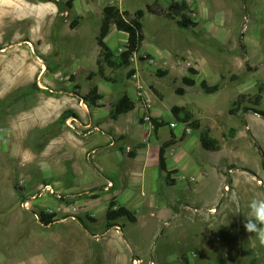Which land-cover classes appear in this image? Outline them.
Returning <instances> with one entry per match:
<instances>
[{"label":"rangeland","instance_id":"374dc122","mask_svg":"<svg viewBox=\"0 0 264 264\" xmlns=\"http://www.w3.org/2000/svg\"><path fill=\"white\" fill-rule=\"evenodd\" d=\"M41 1L45 0H0V92L4 90L5 96L12 98L23 97L30 104L53 99L63 107L59 115L70 105H79V98L71 96L76 84L83 96L98 86L106 95L102 102L106 106H90L89 120L101 130L89 141L90 148H99L92 156L93 162L88 160L86 153L90 169L77 154L65 150L67 144L79 138L63 136L60 123L19 136L14 127L17 120L0 117V264H134L137 256L144 264L152 260L157 264H184L183 255L191 264H264V246L253 251L246 248V257L239 259L221 234L220 241H214L219 250H211L213 245L203 238V222L207 216L195 210L206 212L211 206L220 205L227 210L235 197L239 207L246 197L238 193L245 188L249 187L253 194L264 190L258 187L257 178L254 185L247 186L243 180L237 187L235 175L231 176L235 178L234 190H231L227 175L228 164L239 168V174L242 168H248L249 173L264 175V149L254 145L256 141L252 143L253 136L249 132L252 128L253 132L258 130L264 134V116L259 119L251 113V119H245L249 130L242 119L244 113H230L234 101L244 90L243 83L255 84L253 92L256 93L259 83L264 84V0H188L192 17L199 23L195 31L181 28L165 17L147 14L142 57L128 68L114 69L106 64L105 76L112 82L103 78L97 67L100 54L97 37L101 31L103 7L116 3L122 9L135 12L157 0H89L88 7L71 9L72 17L58 16L53 31L39 27L38 18L47 15ZM52 1L65 4L70 0ZM158 1L168 6L171 0ZM78 13L84 18L73 30L70 24ZM25 39L38 40L32 42L38 54L46 50L42 62L53 68L54 71L49 72L52 80L40 73L35 77L27 71L4 70V65L16 66L31 54L27 44H18ZM127 41L128 36L114 28L106 44L120 55ZM152 59L156 60L155 66L147 63ZM136 66L140 69L139 80L145 86V95L150 97L151 111L159 112L166 121L176 122L171 109L189 107L201 115L203 124L213 127L217 141L225 150L222 153L204 150L199 130L194 131L171 150L170 165L180 166L184 171L178 176V185L165 186L157 195L142 192V184L133 174L137 167L118 153L120 147L126 149L146 134V128L137 118L143 115L147 99L140 96L129 77ZM189 67L200 71L198 85L194 88L185 87L181 82ZM73 76L76 77L74 82L71 81ZM204 80L209 85L219 84L220 91L205 94L200 87ZM66 82L71 94H55ZM43 86L52 91L39 94L41 90L47 91ZM181 86L187 90L185 96L176 93ZM125 92L134 97L136 110L122 117L129 123L119 126L118 122L123 119H112V105ZM10 101L6 99L5 104ZM258 110L264 112V101ZM178 124L179 130L185 128ZM234 127L240 136L238 151H232L226 144L233 142ZM120 128L129 131L128 137L117 141L113 147L107 142L113 140ZM154 132L148 131L147 136H155ZM170 136L166 128L158 138L161 141ZM260 142L264 148V136ZM23 155L28 156L26 161L21 158ZM197 162L206 170L200 173L202 178L193 168ZM191 175H197L195 180L190 181ZM86 178L93 182L89 185ZM110 179L116 181V190L105 192ZM189 183L194 186L191 188ZM60 184L69 186L63 190ZM227 184L230 190H225ZM90 186L93 187L89 189ZM122 196L123 202L119 199ZM23 201L31 202L30 210L21 208ZM113 201L127 207L136 220L119 217L111 221L109 214L118 208H112ZM166 204L179 206L180 215L172 217L174 208L169 216L160 212V207ZM43 212L55 215L54 223L42 222ZM167 220L170 226L165 225ZM110 224L115 226L107 230Z\"/></svg>","mask_w":264,"mask_h":264},{"label":"crops","instance_id":"0c3cea01","mask_svg":"<svg viewBox=\"0 0 264 264\" xmlns=\"http://www.w3.org/2000/svg\"><path fill=\"white\" fill-rule=\"evenodd\" d=\"M41 2L42 3H40V5H42L44 8H46V13H47L46 16H44V17L42 16V17L38 18L39 27L41 30L53 31L54 30L53 29L54 24L57 21L58 16H60V18L63 16H67V17L71 16L72 17L71 9L67 10L65 13H61L59 11L58 4L55 3L54 1L45 0V1H41ZM88 4H89V0H79V1L74 0L72 10L75 11L77 8H79V6H80V8H83L84 6L88 7ZM104 7H103V9H104ZM22 18H24V17H22ZM75 18H80L79 22L81 23V20L84 17L82 15H80V13H78L75 15V17H73V21L75 20ZM80 23H79V25H80ZM79 25H78V27H79ZM113 29H112V31H113ZM119 32L125 33L122 31H119ZM125 34L127 35V33H125ZM42 40H44V39H41V41ZM32 42L37 43L38 40L29 41V40L25 39L22 41V43L20 42L18 44H27V46L31 50V54H35V56L31 55V54L28 55L27 57L21 59L20 62L18 63V65H16V66L11 65V63H8V64L4 65V70L7 72H9V71H16V72L27 71L29 73H33V76H35V77L38 73H40V74H43L46 79L49 78L50 80H52L51 79L52 76H51V74L49 75V72L54 71L53 68H50V67L48 68V64H44L42 62V59H43L42 55L46 54V50H41L42 54H38L35 47L32 45ZM44 45H45V48H48V45L46 43ZM41 47H43V44H41ZM41 49H43V48H41ZM1 60H2V62H4L2 58H1ZM3 64H5V63H3ZM162 73H163V71H162ZM198 81H199V77H197V81H196L197 85H198ZM255 86H256L255 84L253 85L250 82L243 83L244 90L241 92V94H255L256 92H253V91H255L254 90ZM72 87H73V85H72ZM44 88L47 89V91L41 90V91H39V94L43 95V94H47L48 90L52 91V90L43 86V89ZM70 89H71V87L69 88L67 86V82H66L65 84H62L60 86V89L58 91H56L55 94L61 95V96H66V95L71 94V92L69 91ZM98 89H99V93L104 94L100 90L99 87H98ZM74 93L75 92H73L71 94V96H74V97L77 96ZM6 94H7V92H4V90L0 92V117L15 118L17 120V123L15 124L16 126H14V127H16L15 132L18 131L17 134L19 136H26L32 132L45 130V129L49 128L51 126V124L53 125V124L58 122L62 126V129H63L62 135L63 136L70 135V136H74L75 138L78 137L79 139L80 138L83 139V142H82V140H79L76 138L75 141H73L71 143V145L66 143L67 146H66L65 150H70V151H73V153L77 154L78 158L83 162V164L85 166H87L89 164V162L85 158L86 153H88V160L89 161L92 160V162H93V157L95 154H97L99 148H95V147L90 148L89 141L92 140L94 138L95 134L97 132H100L101 130L99 128H97V126L96 127L94 126L93 120H89V117L92 115L90 106L100 107V108L105 107L106 104L102 103L106 97L105 94H104L105 97L102 100L98 101L96 105H91L85 101L88 108L84 109V108H81L77 104H73V105H70V107H68L66 110H64V112H62L59 115H57L58 111L62 110L63 107H62V105H59L55 101H53V99L49 98L47 101H46V99H42V101H40L38 104H30L27 101H24L25 98H23V97H20L18 99V96H15L14 98H12V97L5 96ZM126 94H129V93H126ZM131 97H132V99L134 98L133 96H131ZM9 98L11 101L9 100ZM6 99L8 101H10L9 104H5ZM263 101H262V103H263ZM20 102L23 104H21ZM19 104H21V105L19 106ZM143 108H144L143 115L138 116V118H137V122L139 124H141L140 119L143 117L145 120V116H147V114H149L152 117L162 118V117H160L159 112L151 111V105L149 108H146V106L144 105ZM258 108H260V107H258ZM135 110H136V108H135ZM66 111H71L75 115H69L64 121H61V117H62V115H64V113ZM133 112H131L129 114H122V115L118 116V118L116 120L113 119V117H112L113 115L111 117L114 121H117L120 118L124 117L125 115H126L125 117L130 116ZM238 113H244V116L242 117V119H244V120L245 119H251V117H250L251 113H254L256 116H258L259 119L262 118V116L260 114H257L254 111H250V112L245 113V112H243V109H241V110H239ZM112 114H113V107H112ZM88 115H89V117H88ZM199 115L200 114H197L198 117H199ZM124 118H122L123 121L118 122L119 126H123L126 123H129V122L125 121ZM133 121H135V119ZM167 122L172 123L174 125V130H175L176 134L178 135L177 137L182 136L185 132H188V136H190L195 131V130L189 129L185 125H182L185 127L184 129L179 130L178 129V126H179L178 123H176L174 121H167ZM141 125H143L146 128V134L144 135V138L139 140L138 142H136V144L128 146L126 149L124 147H120L118 153L123 157H127L128 160L133 161V163L137 167L136 171L133 172V174L138 178L137 182H140L142 184V187H143L142 192L145 194L152 193V194L157 195L158 193H160L159 191H161V190L163 191V188L165 186H168L166 175H165V173H162L161 169H160L158 155L160 154L161 145L163 143H165L166 141H168L170 139V137L165 139V140L159 141L158 135L163 130L162 128L158 132H154L153 131L154 128L151 124H149V125L141 124ZM202 125H203L204 129H209L211 131V135L213 136V138H216V136L214 135V133L212 131L213 127H211L210 124H203L202 123ZM245 126L250 127L246 123V120H245ZM167 128H169V127H167ZM164 129H166V128H164ZM250 129H249L250 130L249 132L253 136L252 143L254 144V142L256 141V144H254V145L258 146L261 150L264 149L263 146L261 145V142H260V138H262V136H264V134L261 135L258 132V130L253 132L252 128H250ZM169 130L171 132L170 128H169ZM148 131L154 132L155 136L151 135L148 137L147 136ZM233 131H235L234 137L232 138L233 142H228V143L226 142V144H227V146L230 147L229 149H231L232 151H238L239 145L237 143V140L239 139L240 136H239V132L236 129V127L233 128ZM128 132L129 131H126L125 129L120 128L118 133L116 135H114L113 140L112 141L109 140L107 143H109L111 146L115 147L117 144V141L126 140V138L128 137V134H129ZM102 133L105 134L104 131ZM81 135H83V136H81ZM140 143H144L145 147L137 149V146ZM9 146H11V145L8 144V147ZM174 148H172V149H174ZM131 149H132V151H135V157L134 158H130L129 153H127V150L130 151ZM172 149H170L168 151V153L166 154V158H167V163H168L169 169L170 170L176 169L179 172L175 176L177 179V185H178V183H179L178 182V176L179 175L181 176V174H183L184 171H182L180 166H171L170 165L169 158H170V154L172 153L171 152ZM132 151H130V153ZM224 151H223V147L219 144V149L216 152L222 153ZM94 152H95V154H94ZM16 155L19 156V154H16ZM91 157H92V159H91ZM21 158L24 161H26L28 159V156L23 155ZM193 168L196 172H198L199 176H200V173H202V174L206 173V170H204L205 168L202 165H199L198 162L195 164V166ZM88 169H90L89 165H88ZM262 169L264 171V163H262ZM239 170H240L239 168H237V169L235 168V165L228 164V174L227 175H228L229 184L232 187L231 190H234L233 189L234 188L233 183H234V179H235V178L231 177L232 175L236 176L237 180H235V181H236L237 187L241 184V182L243 180H245V184L247 186H249L250 184L254 185L256 178L258 179V181L263 182V184H261V185H259L257 182L258 187H261V188L264 187V175H263V177H260L259 173H251V172L249 173L248 168H242V171L239 174L238 173ZM222 172L224 173V175L226 174L224 169L222 170ZM191 177L195 178V177H197V175H191L190 178ZM200 177L202 178V175ZM84 180H86L87 183L89 182V185L91 184V182H93L87 178ZM109 183H112L113 187L106 190ZM95 185H96V183L93 186H95ZM59 186H62L63 187L62 189L64 190V188L68 187L69 185L60 184ZM71 186L72 185H70V187ZM116 186H117L116 181L113 179H110L104 190H105V192H110V190H113V189L116 190L115 189ZM189 186L192 188V186H194V184L189 183ZM92 187L90 186L89 189H91ZM168 187H170V186H168ZM72 189L73 188H71L70 190H72ZM249 189H250L249 187L245 188L244 191H242V193H238V195L240 194V195H244L246 197V200H244L245 201L244 204H240L241 206H239V207L236 205V197H235V199L233 198V200H231V204L227 210L223 209L221 205L219 207L211 206L206 212H201V210H198L197 208H195V210L198 211V214L202 213L203 216H207L203 222L205 224L204 231H203V238H205V241L207 244L213 245L211 247V250H214V251L219 250V246H217L216 243L218 241H220L219 240L220 234L222 235V237L226 238L225 241H227V243H229L228 245L230 247H233V249H235L234 253H235V255H237L239 257V259H241V258L244 259V257H246V254H247L246 248H247V250L253 251V250L259 248L260 246H264V245H261L259 243V241L254 236L251 237L252 234L247 233L243 227V223L245 220L244 216L247 214V211H248L247 210V204H248L249 200L253 197L264 199V190H259L258 193L253 194V191L251 189H250V192H248ZM16 190L23 191L24 189L16 187ZM84 190H86V189H84ZM84 190H82V191H84ZM75 192H77V190H75ZM250 194L254 195V196H250ZM119 199L121 201H122V199L125 200L124 196H122V198L119 197ZM160 208H161L160 212H162L166 216H169L171 214V208L175 209V211H174L175 214L172 217H175L178 214L180 215L181 209L179 208V206H177L175 204H171V205L166 204V205L161 206ZM185 208H188V207L185 206ZM214 209L216 210V213L211 212ZM170 223L171 222L169 220H167L165 225L170 226L171 225ZM216 236H217V239L215 238ZM248 247H250V248H248ZM184 256H186V255H183L182 257H184ZM136 258H139V256H137ZM256 259H258V257H256ZM141 260L144 261L143 259H141ZM152 261H154L157 264V262L155 260H152ZM152 261H150V262H152ZM183 262H184V264H191L190 260L189 261L183 260ZM168 264H171V263L169 262Z\"/></svg>","mask_w":264,"mask_h":264},{"label":"trees","instance_id":"16d2710c","mask_svg":"<svg viewBox=\"0 0 264 264\" xmlns=\"http://www.w3.org/2000/svg\"><path fill=\"white\" fill-rule=\"evenodd\" d=\"M247 2V0H244ZM74 4L73 0L67 1V3H58L59 11L61 13L72 9ZM191 5L188 0H171L168 6H165L160 1H156L153 4L145 6L144 9H138L135 12H130L129 10L122 9L117 6L116 3L106 5L103 9V19L101 23V31L97 37V42L100 47V54L97 60L98 73L103 77L105 76V66L106 64L110 68H125L130 66V59L135 54H141L143 48V43L145 42V32H144V20L147 14L162 16L166 19L175 21L178 26L189 31H195L199 23L192 17ZM80 18H75L70 24V28L75 30L79 25ZM116 28L118 31L127 33L128 41L125 43L123 48V53L117 55L114 50H112L107 44L106 39L111 34L112 29ZM161 76H166V73L158 71ZM135 71L131 70L129 77L132 79ZM200 75V71L197 68L189 67L187 70V75L183 77L182 84L188 88H194L197 86V77ZM94 76V75H93ZM76 77L73 76L71 81L74 82ZM91 79V77H90ZM108 82H112V79L106 78ZM201 89L205 94H213L220 91L219 84L209 85L207 80L200 83ZM81 88L79 85L75 86L76 97L83 99L91 105H96L98 101L102 100L105 95L99 93L98 87L92 88L86 95H82L80 92ZM176 93L182 96L187 94L186 89L178 87ZM264 100V84L259 83L258 93L256 94H241L237 100L234 101L233 107L230 110L231 114H236L239 110L243 109V112L247 113L254 111L261 116H264V112L259 111L262 101ZM113 107V119H117L118 116L122 114H129L133 112L136 108V103L129 94H124L118 99V101L112 106ZM172 114L176 123H181V125L187 126L191 130H199L200 132V144L202 148L208 152H215L219 149V142L216 138H213L211 131L209 129H204L200 118L194 111H191L189 107L174 106L172 109ZM69 115H75L71 111H66L61 117V121H64ZM149 115V114H147ZM150 116V115H149ZM140 123L144 125L151 124L155 132H158L161 128L169 127L171 129V136L168 141L163 143L160 147L159 165L162 173H165L167 178V184L170 187L177 185L176 174L179 173L178 170H170L166 154L168 151L176 147L179 143H182L188 136V132H185L182 136L177 137L172 123H169L163 118L149 117V121H145L142 117ZM235 133V131H233ZM144 148V143H140L137 149ZM130 158L135 157V151L129 153ZM117 206V210L112 211L109 215L111 221L119 217H128L130 220L135 221V214L130 212L127 207L120 206L116 201L112 202V208ZM55 215H50L49 212H43L41 214V221L46 224L54 223L53 218ZM115 226V224H110L108 226L109 230ZM86 227V226H85ZM184 260L188 261L184 256Z\"/></svg>","mask_w":264,"mask_h":264},{"label":"clouds","instance_id":"9594fccd","mask_svg":"<svg viewBox=\"0 0 264 264\" xmlns=\"http://www.w3.org/2000/svg\"><path fill=\"white\" fill-rule=\"evenodd\" d=\"M247 214L243 227L245 231L252 234L261 245H264V199L253 197L247 204Z\"/></svg>","mask_w":264,"mask_h":264},{"label":"built area","instance_id":"2783aa9c","mask_svg":"<svg viewBox=\"0 0 264 264\" xmlns=\"http://www.w3.org/2000/svg\"><path fill=\"white\" fill-rule=\"evenodd\" d=\"M120 51L122 52L123 49H120ZM140 57H142V55H140V54L133 55L131 57V59H130L131 60L130 63L136 65L137 62L139 61ZM147 63L150 66H155L156 65V60L152 59V60L148 61ZM134 71H135V73L132 76L131 81L139 89L140 96H144V100L147 99V100H145V102H146L145 103L146 104L145 106H146V108H149L150 105H151V100L149 99L150 97H148V96L146 97L145 92H144L145 86L139 80L140 79V69L136 66L135 69H134ZM79 106L81 108H84V109H87L88 108L86 102L83 99H79ZM149 117H150L149 115L145 116V121H149ZM173 127H174V125H173ZM246 128L249 129L248 126ZM193 180H195L194 177H192L190 181H193ZM258 184L261 185V184H263V182L262 181H258ZM112 187H113V184L112 183H109L106 190H108V189H110ZM225 188H226V190H230L229 184H227L225 186ZM48 189H51V187L49 186ZM33 199H36V197H34ZM30 206H31V202L30 201H23L21 208L24 209V210H30ZM211 212H213V213L215 212L216 213V210L214 209ZM134 264H144V263H143V261L140 258H135L134 259ZM149 264H156V263L154 261H152V262H149Z\"/></svg>","mask_w":264,"mask_h":264}]
</instances>
